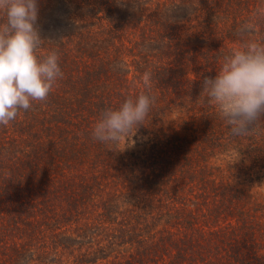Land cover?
Instances as JSON below:
<instances>
[{
  "label": "rangeland",
  "instance_id": "374dc122",
  "mask_svg": "<svg viewBox=\"0 0 264 264\" xmlns=\"http://www.w3.org/2000/svg\"><path fill=\"white\" fill-rule=\"evenodd\" d=\"M115 6L113 21L109 12L73 6V23L60 30L69 33L76 25L74 31H113L115 25L128 49L119 54L128 90L133 96L148 92L143 74L150 72L155 103L133 144L130 137L127 143H102L92 165L75 161L61 171L54 168L46 180L52 153L30 148V142L16 138L22 135L16 122L8 125V139L19 144L11 151L9 145L4 166L18 168L11 157L39 160L43 188L35 178L29 183L36 185L17 179L9 186L14 187L10 197L0 203V264H264V124L247 137H233L217 108L201 95L202 79L215 76L223 56L238 43L237 29L264 0ZM140 7L147 10L139 12ZM154 17L164 22L149 25ZM167 21L179 25L170 45L146 43L143 60L129 55L133 30L151 26L157 32ZM257 35L264 36V21ZM108 48L100 43L96 53L104 56ZM159 68L184 90L154 91L153 72Z\"/></svg>",
  "mask_w": 264,
  "mask_h": 264
},
{
  "label": "trees",
  "instance_id": "16d2710c",
  "mask_svg": "<svg viewBox=\"0 0 264 264\" xmlns=\"http://www.w3.org/2000/svg\"><path fill=\"white\" fill-rule=\"evenodd\" d=\"M79 1L38 0V25L41 30V37L46 40L57 41L55 43L45 42L39 54L43 55L49 50H57L63 78L58 80L46 101L33 102V108L18 115L15 120L16 124H13L17 132L22 134L16 136V138L21 137L22 141L25 139L28 143L30 142V148L35 146L36 151L41 154L42 151L52 153L50 159L46 161L50 166L48 169L50 172L45 180L46 178L51 179L49 174H52L51 171L54 168L61 171L75 161L79 165L85 162L92 165L90 160L104 150L102 143L95 141L91 136L95 121L104 109L116 108L127 97L133 96L132 91L127 88L129 86L127 73L122 68L124 62L119 57L121 51L125 53V50L128 49L123 43L119 29H116L115 25L112 26L113 31L111 28L100 31L88 28L84 31H74L76 25L74 30L69 33L60 30V26L71 21L70 16L73 6L88 7L97 12H109L110 16L107 19L113 21L111 12L117 8L115 4L121 3V0H82L78 4ZM146 1L148 0H128L123 5L124 7L138 6ZM143 10L147 9L140 7L139 12ZM163 22L164 20L158 21L154 17L153 22L150 21L149 25L162 24ZM71 23L73 22L71 21ZM146 25L148 24L145 23L144 26ZM177 28H179V25L170 22L163 25L162 29L168 35L158 33L162 29L157 32L152 31L151 26L143 28L141 32L133 30L135 31L132 34L134 38L128 40L134 48L129 55L138 56L143 60L146 54L142 48L145 47L146 43H151L152 46L156 41L162 40L165 44L169 43L168 45H170L172 33ZM174 34L175 38H178L176 42H180V34ZM100 43L109 45L108 53L104 56L96 53V45ZM153 77H156L154 78L155 82L152 81L151 83L152 87L154 85L156 87L154 91L161 90L165 94L167 92L165 87L168 91L182 92L184 90L180 82L171 79L166 71L161 68L153 72ZM173 94L179 96L177 93ZM180 100L184 104L186 99L182 97ZM0 131L4 134L3 139L2 135L0 136V157L3 158L0 160V170H3L0 171L1 203L3 199L10 197H7V194L14 187L9 186H15L14 181L17 179H27V185L29 186L36 185L35 181L41 188L43 186L39 182L40 167H42L39 160L26 161L22 158L11 157L10 159L16 161L14 163L19 165L18 168L4 166V154L7 152L9 145H11L9 147L11 151L15 145L19 144V140L11 141L8 139L10 133L8 126H2ZM69 146H73V148H69ZM83 153L89 155L84 156ZM34 158L38 159L37 155ZM96 161L97 157L94 163ZM32 178H35V181L30 184ZM29 186H27L28 191H30ZM20 188L22 189L23 186L21 185ZM44 193H46V189L41 191L40 197ZM32 225L31 223L29 232L33 234V237H31L35 240L38 236L32 230Z\"/></svg>",
  "mask_w": 264,
  "mask_h": 264
},
{
  "label": "clouds",
  "instance_id": "9594fccd",
  "mask_svg": "<svg viewBox=\"0 0 264 264\" xmlns=\"http://www.w3.org/2000/svg\"><path fill=\"white\" fill-rule=\"evenodd\" d=\"M128 0H121V5ZM38 0H0V126H8L33 102L46 101L63 78L57 50L40 55L46 40L38 25ZM264 6L237 29L238 43L223 56L214 77L205 76L201 95L213 104L233 137L257 132L264 117V36L257 30ZM150 72L143 74L148 92L127 97L118 107L104 109L91 130L103 144L128 142L148 117L155 97L150 94ZM240 159V153L233 163Z\"/></svg>",
  "mask_w": 264,
  "mask_h": 264
}]
</instances>
